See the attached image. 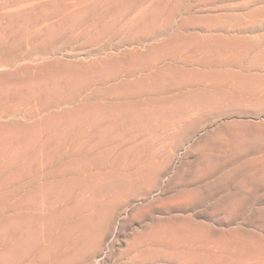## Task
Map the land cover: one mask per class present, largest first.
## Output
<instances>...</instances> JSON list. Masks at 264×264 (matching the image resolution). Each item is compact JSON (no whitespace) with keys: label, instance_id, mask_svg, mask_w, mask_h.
I'll list each match as a JSON object with an SVG mask.
<instances>
[{"label":"bare ground","instance_id":"obj_1","mask_svg":"<svg viewBox=\"0 0 264 264\" xmlns=\"http://www.w3.org/2000/svg\"><path fill=\"white\" fill-rule=\"evenodd\" d=\"M0 264H264V0H0Z\"/></svg>","mask_w":264,"mask_h":264}]
</instances>
